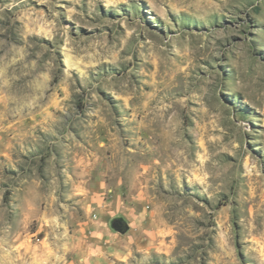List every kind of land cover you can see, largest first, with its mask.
<instances>
[{"label": "rangeland", "instance_id": "374dc122", "mask_svg": "<svg viewBox=\"0 0 264 264\" xmlns=\"http://www.w3.org/2000/svg\"><path fill=\"white\" fill-rule=\"evenodd\" d=\"M0 264H264V0H0Z\"/></svg>", "mask_w": 264, "mask_h": 264}]
</instances>
